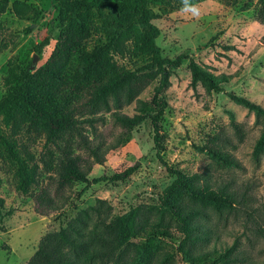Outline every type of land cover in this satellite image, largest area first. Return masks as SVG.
<instances>
[{
  "label": "trees",
  "instance_id": "16d2710c",
  "mask_svg": "<svg viewBox=\"0 0 264 264\" xmlns=\"http://www.w3.org/2000/svg\"><path fill=\"white\" fill-rule=\"evenodd\" d=\"M56 9L59 34L45 62L35 69L30 63L8 61L4 76L5 93L0 98V144L15 162L17 188L30 194L35 211L48 215L68 203L74 182L97 183L126 178L134 171L130 166L110 176L89 179L95 164L103 165L107 153L118 148L139 124L150 119L153 149L160 165L173 180L158 195L157 204L130 208L108 222L88 227L87 212L69 220L57 231L44 234L27 264H152L156 257L153 243H135L132 238L148 236L171 238L168 227L174 223L182 233L178 250L190 264H196L194 251L198 242L208 241L210 228L203 222L208 211L229 213L240 201L230 183L212 182L210 170L186 174L169 166L161 157L160 119L167 101L159 98L171 85L173 69L188 60L190 85L201 84L208 91L222 92L228 81L216 75L193 57L179 53L174 58L162 55L157 44L159 27L151 0H50ZM256 19L264 24V0H258ZM8 0L0 1V11ZM11 10L20 19L35 21L37 11L27 0H13ZM29 29H27L28 31ZM104 40L89 43L95 36ZM50 43L47 35L34 47L41 54ZM133 57L129 67L118 65L114 55ZM146 98L140 94L148 87ZM229 98L254 113L261 125L252 156L264 155V105L250 98L228 93ZM136 102L135 113L121 111ZM150 108L153 110L149 111ZM121 127L114 141L107 142L97 131L96 123L105 122L104 113ZM230 126L238 139L243 138L242 124L228 111ZM43 139V151L37 154L30 142ZM230 139L220 131L199 147L216 169H243L241 161L226 147ZM242 196V195H241ZM4 200L0 197V208ZM234 246L215 251L214 264H231L237 258Z\"/></svg>",
  "mask_w": 264,
  "mask_h": 264
},
{
  "label": "rangeland",
  "instance_id": "374dc122",
  "mask_svg": "<svg viewBox=\"0 0 264 264\" xmlns=\"http://www.w3.org/2000/svg\"><path fill=\"white\" fill-rule=\"evenodd\" d=\"M12 1L8 0L7 8L0 11V98L6 90L3 78L8 61L15 57L30 63L31 69L39 67L51 53L60 29L57 11L50 0H27L37 11L35 21L18 18L11 10ZM188 2L198 10L196 15L184 7V0H151L156 14L153 22L160 29L156 41L162 55L174 58L185 53L212 73L224 74L228 81L218 93L206 90L200 83L193 89L188 60L172 70L171 85L159 94L160 99L167 101L160 119V154L169 166L186 174L210 170L213 183H230L240 199L229 213L208 211L209 216L203 222L210 228L208 241L196 244V264H214L215 251L232 245L237 260L231 264H264V155L259 161L252 156L261 125L255 122L253 112L228 96L229 92H235L264 105V24L256 19L259 3L258 0ZM47 35L50 43L39 54L34 47ZM100 40L104 37L95 35L89 43ZM113 57L120 66L133 64L128 52L123 57ZM150 92L148 86L140 97L146 98ZM135 108L133 101L121 111L133 115ZM228 111L242 124V139L230 126ZM103 115L105 122L96 123V127L109 143L121 132V127L113 122L109 112ZM0 127L9 133L1 121ZM220 131L230 139L232 145L226 148L241 161L243 169H216L207 154L199 150L210 136ZM152 135V124L147 119L118 148L107 153L103 165L95 164L88 177L90 180L108 177L133 166L131 175L97 183L74 182L65 191L69 199L63 209L45 216L35 211L30 194L18 190L15 162L0 144V197L4 200L0 208V264H27L44 234L59 230L81 213L89 214L87 224L92 227L132 207L157 204L158 195L173 176L158 162ZM29 148L38 156L43 151V139L30 142ZM168 229L171 238L144 233L131 241L149 240L154 244L156 257L152 264H190L178 250L182 233L173 222Z\"/></svg>",
  "mask_w": 264,
  "mask_h": 264
},
{
  "label": "clouds",
  "instance_id": "9594fccd",
  "mask_svg": "<svg viewBox=\"0 0 264 264\" xmlns=\"http://www.w3.org/2000/svg\"><path fill=\"white\" fill-rule=\"evenodd\" d=\"M184 7L187 9V10H190L193 15H196L197 14V9L195 6L191 5L188 0H184Z\"/></svg>",
  "mask_w": 264,
  "mask_h": 264
},
{
  "label": "water",
  "instance_id": "95a60500",
  "mask_svg": "<svg viewBox=\"0 0 264 264\" xmlns=\"http://www.w3.org/2000/svg\"><path fill=\"white\" fill-rule=\"evenodd\" d=\"M35 56L33 57V59H32V64H34L35 63Z\"/></svg>",
  "mask_w": 264,
  "mask_h": 264
}]
</instances>
